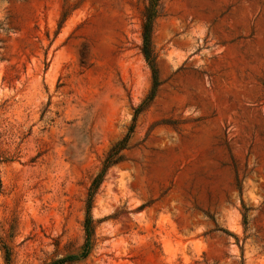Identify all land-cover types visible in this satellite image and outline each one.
<instances>
[{"label":"rangeland","instance_id":"1","mask_svg":"<svg viewBox=\"0 0 264 264\" xmlns=\"http://www.w3.org/2000/svg\"><path fill=\"white\" fill-rule=\"evenodd\" d=\"M146 0H0V264L83 242L151 73ZM159 84L62 264H264V0H158Z\"/></svg>","mask_w":264,"mask_h":264},{"label":"trees","instance_id":"2","mask_svg":"<svg viewBox=\"0 0 264 264\" xmlns=\"http://www.w3.org/2000/svg\"><path fill=\"white\" fill-rule=\"evenodd\" d=\"M147 3L144 6L142 12V23H141V46L140 52L148 65L151 73V86L146 94V96L141 100V102L133 108V114L131 118V123L127 128L126 133L114 141L110 147L105 152L103 159L101 161L100 167L95 175L91 178V181L87 187L84 199V217L82 220V229H83V242L80 245L76 253H67L61 257L52 258L45 264H62L65 262H73L78 259L86 257L92 246L94 245V227L95 222L91 214V207L93 202V197L98 189L107 169L118 163L123 159L122 151L127 148V143L130 137V134L134 127V121L139 112L144 110L147 105L150 103L154 96L155 89L159 84L158 72L155 63V55L152 49L151 42V32L153 20L156 17V6L158 0H146ZM3 258L6 264H10V251L6 245H2Z\"/></svg>","mask_w":264,"mask_h":264}]
</instances>
